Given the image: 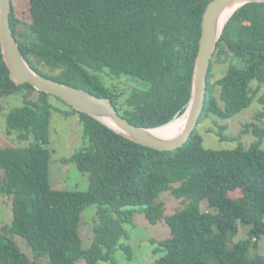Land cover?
<instances>
[{"label": "trees", "instance_id": "16d2710c", "mask_svg": "<svg viewBox=\"0 0 264 264\" xmlns=\"http://www.w3.org/2000/svg\"><path fill=\"white\" fill-rule=\"evenodd\" d=\"M10 1L12 33L40 75L110 98L118 114L136 126L157 128L185 112L201 18L211 0ZM18 3L25 8L19 10L22 16L16 14ZM31 57L60 72H41ZM213 57L227 68L212 83L211 61L198 124L209 116L231 119L254 101L260 106L233 138L224 133L225 125L206 130L221 141H237L233 149H205L196 129L176 150L151 149L55 97L77 115L88 142L69 158L88 176L81 192L51 187L47 145L50 112L56 107L48 101L51 95L9 79L0 48V98L22 97V104L5 116L6 135L15 134L20 142L33 138L25 147H0V198L10 199L12 217L0 228V264H43L28 258L14 236L46 254L44 264H116L119 250L130 260L133 252L122 240L136 212L150 224L164 221L169 228L168 239L149 241L157 245L154 254L162 253L150 264H264V255L255 254L264 236V3L245 4L233 13ZM87 70L123 82L127 77L144 81L149 89L108 87ZM247 133L255 141L245 147L241 138ZM231 192L238 196L230 197ZM163 193L179 200L182 209L165 215L159 201ZM202 203L210 210L202 212ZM90 205L96 206V221L84 247L79 226ZM239 224L251 228L246 238L233 242Z\"/></svg>", "mask_w": 264, "mask_h": 264}, {"label": "rangeland", "instance_id": "374dc122", "mask_svg": "<svg viewBox=\"0 0 264 264\" xmlns=\"http://www.w3.org/2000/svg\"><path fill=\"white\" fill-rule=\"evenodd\" d=\"M52 4L53 1L51 0ZM35 3V2H33ZM55 6V5H53ZM25 7L29 10V2L26 1ZM18 9L17 15L22 16L19 10H25L19 3L16 7ZM36 67L44 73L57 75L60 70L52 69L44 65L43 62L39 63L38 58L31 57ZM212 78L211 82L214 83L217 79L225 74L227 63L218 62L217 58H212ZM91 75L97 77L103 81L106 86L113 87V84H117L121 90L126 92L130 90L147 91L149 85L137 79L130 77L124 78L127 82L122 80H113L106 76L104 73H97L87 70ZM253 86L255 84L253 83ZM218 97V94H215ZM32 96V95H30ZM33 97L37 96L33 94ZM48 101L56 107L51 109L50 122H49V144L47 149L50 153L49 158V182L53 189L61 191H85L88 186V176L85 173L80 172L76 165L69 159L72 155L84 149L88 142L83 138V128L78 121L77 115L70 113V109L64 103L58 101L55 97L49 96ZM22 104L21 95H14L9 97L0 98V147L1 148H17L28 146L33 142V138L30 136L27 141L20 142L16 139V135H6V121L5 116L9 111ZM260 109V106L254 101L250 108L235 117L222 121L218 120L214 116H209L202 123L198 124L196 131L202 137V145L205 149L210 150H228L237 146V141L225 140L221 141L213 133L206 132L207 129L212 128L215 131L218 130L217 125H225L226 129L224 133L233 138L242 130V125L246 122L252 121L254 112ZM255 138L250 134H244L241 138V142L245 147H248ZM85 142V144H84ZM260 148L264 150V141ZM1 174V173H0ZM238 193V192H237ZM236 192L229 193L230 197H237ZM159 201L165 206V215H171L176 211L182 209V204L179 200L172 197L170 193L161 194ZM10 199L0 198V228L9 224L11 221V204ZM135 210H138L136 208ZM210 210L205 203L201 204V211L205 212ZM96 206L90 205L83 211L81 223L79 226V233L83 239L84 247H89L91 241L92 227L96 221ZM127 232V238L123 239V243L131 247L133 257L129 260L123 250H119L116 255V264H150L161 254H154L153 249L157 247L150 244V240L153 239L157 242L163 241L170 237L169 228L164 221L157 223L156 225L150 224L143 214L136 212L134 214V224L124 226ZM251 226H242L239 224V230L237 235L233 238V242H238L246 238L247 232ZM14 242L19 246L23 253H25L31 260L36 259L41 263H45L47 260L46 254L33 252L27 242L20 236H14ZM255 254L264 255V236L260 238L257 243ZM78 264H85L84 261H79ZM99 264H110L100 262Z\"/></svg>", "mask_w": 264, "mask_h": 264}, {"label": "water", "instance_id": "95a60500", "mask_svg": "<svg viewBox=\"0 0 264 264\" xmlns=\"http://www.w3.org/2000/svg\"><path fill=\"white\" fill-rule=\"evenodd\" d=\"M249 3H264V0H211L206 5L200 24L191 97L185 112L181 115L184 117L182 129L175 136L162 134L158 129L172 124L176 118L157 128L136 126L118 114L110 98L94 96L33 70L22 55L11 30L10 0H0V48L9 79L14 84H30L37 92L60 99L77 112L96 119L136 144L158 151H173L188 141L199 123L207 96V78L211 61L225 24L237 9ZM235 5L236 9L228 15V11Z\"/></svg>", "mask_w": 264, "mask_h": 264}, {"label": "bare ground", "instance_id": "6f19581e", "mask_svg": "<svg viewBox=\"0 0 264 264\" xmlns=\"http://www.w3.org/2000/svg\"><path fill=\"white\" fill-rule=\"evenodd\" d=\"M236 5L234 7H232L229 11H228V15H230V13H232L235 9H236ZM227 15V16H228ZM183 121H184V117L183 116H179L178 118L175 119V121L170 124L167 125L165 127H161L158 129V131H160L162 134H166V135H170V136H175L177 135L180 130L182 129L183 126ZM106 122V121H105ZM109 126L113 127L110 123L106 122ZM114 128V127H113Z\"/></svg>", "mask_w": 264, "mask_h": 264}]
</instances>
